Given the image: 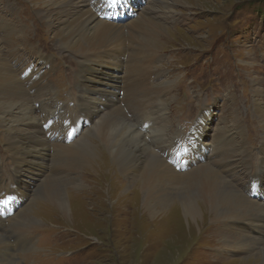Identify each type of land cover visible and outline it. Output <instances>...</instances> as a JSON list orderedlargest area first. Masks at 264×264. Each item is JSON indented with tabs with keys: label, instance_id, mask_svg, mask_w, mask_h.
<instances>
[{
	"label": "rangeland",
	"instance_id": "rangeland-1",
	"mask_svg": "<svg viewBox=\"0 0 264 264\" xmlns=\"http://www.w3.org/2000/svg\"><path fill=\"white\" fill-rule=\"evenodd\" d=\"M88 1L92 3L97 15L102 9L114 4L111 0ZM81 3L84 5L83 0ZM115 3L130 10L135 4L131 0H115ZM137 3L141 7L151 8L145 16L153 17L155 22L163 23L166 28L165 34L156 36V43L152 48L158 54L152 62L158 73L150 80L153 86L169 81L168 89L159 97V100L166 101L165 115L168 116L169 124L167 139L172 138L169 146H162L163 157L177 170L185 169V156H188L191 146L196 147L188 137L193 127L199 125V113L203 109L202 112L209 115L203 123V126L206 123L202 137L206 151L203 154L208 155L211 167L217 171L224 170L223 177L241 195L264 203V171H261L264 163V0H140ZM64 6V10H67V5ZM79 6L80 4L71 3L69 10L75 11ZM39 9L51 10L54 14L58 12L57 6L43 5L41 0H0V22L11 20V25L16 28L14 34L11 31L8 33L7 28V33L0 29V56H4L20 80H24L33 69H41L47 73L54 90L60 93L58 101L61 104L64 102L72 113L67 114L69 124L75 127L79 119L83 121L79 131L81 133L90 123L75 112L77 105L73 90H76L74 83L79 65L78 57L73 52H66V48L61 46L45 24L46 18H43ZM136 13L137 11H133L130 19L135 18ZM66 14L69 15L70 12L66 11ZM124 51L129 53V47ZM40 54L43 58L52 59L50 70L38 60ZM104 61L108 63L107 59ZM102 70V73H110L113 69L107 66ZM102 73L94 76L105 81L107 77ZM64 77L68 78L67 86L63 83V79L66 82ZM87 86L92 88L88 84ZM98 98L96 96L92 99V107L89 105L88 109H93L86 115L92 117L95 106L99 108L98 103L101 101ZM37 105L38 103H34L35 108H38ZM52 107L53 105L49 106L50 109ZM120 110L122 112V108ZM37 115L41 123L47 117L40 110ZM52 121L53 119H47L42 127L47 130ZM177 130L178 136L187 140L185 146L176 145L178 139L172 136ZM3 131L0 125V164L5 162L8 175L2 178L4 183L10 184L13 164L5 151ZM146 131L151 135L149 129ZM58 133L56 131L55 134ZM89 138L90 136L87 137ZM155 138L148 136L146 141L154 145L152 141ZM101 157L106 165L96 166L98 169H94L92 173L81 174L80 180L86 182L85 188H78L66 181V178L76 177L79 171L69 172V176L60 174L57 177L65 180L70 204L75 202L80 205L82 218L79 217V221H76L74 211L69 210L68 216H64L56 209L42 206L37 195L43 165L33 166L19 175L20 188L26 192L27 199L21 205L16 203L14 209H26L37 223L35 229H32L35 233H24L31 238V245L34 247L30 246L32 248L26 250L13 248L15 262L233 264V261L242 259L244 262L234 264H248L253 257L251 253L257 251L254 248L245 252L239 248L230 250L231 243L225 244L217 237L218 233L239 240L238 234L250 233L248 236L251 241L255 242L254 238H258L248 227L237 228L229 220H225L226 223H210L204 218L200 229L192 231L193 238L187 243L189 232L178 209H169L161 219L140 216L139 212L133 210L132 185L123 182L125 175L121 169L116 168L117 164L107 163V155ZM83 170L85 168L80 171ZM1 195L0 198L4 196ZM174 200H177V196L170 203ZM12 214L2 215L6 219L1 232L8 237L12 234L11 228H8L12 223ZM1 236L4 237L3 234H0V238ZM260 242L264 243V239ZM4 261L1 258L0 264H5Z\"/></svg>",
	"mask_w": 264,
	"mask_h": 264
},
{
	"label": "bare ground",
	"instance_id": "bare-ground-1",
	"mask_svg": "<svg viewBox=\"0 0 264 264\" xmlns=\"http://www.w3.org/2000/svg\"><path fill=\"white\" fill-rule=\"evenodd\" d=\"M41 1L46 6H57L58 12L55 14H59L58 16L47 9H39V12L46 18L45 24L52 30L61 46L66 48V52H73L78 57L79 65L74 83L76 90H73L77 105L75 112L83 120L89 121L90 125L68 142L63 134L71 132L67 114L72 113L64 102L61 104L58 101L60 93L54 90L47 73L41 69H33L24 80H20L4 56H0V125L4 130L5 151L13 164L10 184L4 183L2 178L8 175L5 162L0 164V195L12 194L21 205L27 199V194L20 188L19 175L33 166L43 165L41 179L36 177L40 179L39 195H36L41 199L42 206L56 209L64 216H68L69 210L74 211L76 221H79L81 207L75 202L70 204L65 180L57 177L79 171L76 177L66 178V181L78 188H85L86 182L80 180L81 174L92 173L94 169H98L96 166L106 165L101 161V156L107 155V163L117 164L116 168L121 169L125 175L123 182L132 185L133 210L139 212L140 216L161 219L167 215L169 209H178L189 232L187 243L193 238L192 231L200 229L204 218L210 223L229 220L237 228L248 227L258 236L254 238L255 242L250 240L249 231V234H238L239 240L218 233L217 237L225 244L230 242V250L239 248L245 252L256 249L255 253H251L253 257L248 264H264V243L260 242L264 239V203L241 195L223 177L224 170L217 171L211 167L207 160L208 155L203 154L206 151V146L202 143L206 126L203 123L209 117L202 112L203 109L199 113V125L193 127L188 137L196 147L191 146L188 150L185 169L177 170L163 157L162 146H169L172 138L167 139L169 124L168 116L165 115L166 101L159 100V97L168 89L169 81L165 80L153 86L150 80L158 73L152 65L158 54L152 48L156 43V36L165 34L166 28L163 23L155 22L153 17H146L151 8L139 6L137 1L140 0H131L135 4L127 12L129 20L120 22L119 13H116L114 18L119 20L116 22L104 18V13L97 15L88 0H83L84 5L82 0ZM71 3L80 4L79 9L69 10ZM64 4L67 5V10H64ZM66 11L70 14L67 15ZM133 11L137 13L135 18L130 19ZM2 21L0 29L7 33V28L8 33L11 31L14 34L16 28L11 25L12 21ZM125 45H128L129 53H124V49L128 48ZM145 52L147 53L144 54ZM43 57L40 54L38 60L50 70L52 59ZM106 59L108 63L104 61ZM107 66L113 69L111 74L101 72ZM99 73L107 77L105 81L94 76ZM64 78L66 82L63 79V83L67 86L68 78ZM96 96L101 102L98 103L99 108L95 106L94 115L91 117L86 114L93 109L88 107ZM34 103H38V108H35ZM50 105H53V109L49 108ZM38 110L46 114L44 122L53 119L47 130L42 127L44 122L41 123ZM81 122L79 119L78 125ZM147 129L151 135H148ZM56 131L59 133L55 134ZM178 135L177 130L172 136L178 139L176 145L185 146L187 140ZM148 136L156 137L152 141L154 145L146 141ZM81 167L85 168L82 172ZM262 170L264 171V163ZM256 178L258 180L257 176ZM174 196H177V200L170 203ZM2 199L6 197L3 196ZM5 217L0 214V234L4 235L0 238V259L5 260V264H18L12 254L13 248L26 250L34 247L31 245V238L25 234L35 233L32 229H35L37 221L26 209L14 210L10 217L12 223L8 227L12 234L8 237L1 232ZM238 262L244 261L241 259L232 263Z\"/></svg>",
	"mask_w": 264,
	"mask_h": 264
},
{
	"label": "snow or ice",
	"instance_id": "snow-or-ice-1",
	"mask_svg": "<svg viewBox=\"0 0 264 264\" xmlns=\"http://www.w3.org/2000/svg\"><path fill=\"white\" fill-rule=\"evenodd\" d=\"M111 2H115V0H111ZM3 203H5V201L4 200H0V204H3Z\"/></svg>",
	"mask_w": 264,
	"mask_h": 264
}]
</instances>
